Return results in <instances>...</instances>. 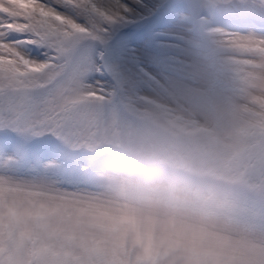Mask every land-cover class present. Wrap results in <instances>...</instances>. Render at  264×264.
Here are the masks:
<instances>
[{"label":"clouds","instance_id":"clouds-1","mask_svg":"<svg viewBox=\"0 0 264 264\" xmlns=\"http://www.w3.org/2000/svg\"><path fill=\"white\" fill-rule=\"evenodd\" d=\"M46 2V0H45ZM252 6L264 0H214ZM56 20V16L51 17ZM64 22V21H62ZM185 87L221 86L205 113L183 94L108 112L71 145L88 154L84 186L51 175L18 176L0 160V261L12 264H264V54L191 21ZM76 31H84L77 28ZM257 39L264 43V37ZM18 50L0 68L43 73ZM75 69L66 74L73 80ZM73 95H94L79 84Z\"/></svg>","mask_w":264,"mask_h":264},{"label":"snow or ice","instance_id":"snow-or-ice-1","mask_svg":"<svg viewBox=\"0 0 264 264\" xmlns=\"http://www.w3.org/2000/svg\"><path fill=\"white\" fill-rule=\"evenodd\" d=\"M137 4L138 8L124 0H0V54L16 49L17 57L22 56L34 65H47L43 71L54 74L50 78L43 73L21 76L0 68V127L33 136L52 133L71 145L85 134L86 125L99 127L100 118L108 113L105 106L118 97L123 100L124 111H135L140 104L150 101L151 97L147 96L125 95L122 80H118V86L108 88L103 82L88 79L91 72L105 70L107 57L105 50H100L101 62L98 63L86 51L84 42L97 41L106 46L114 26L129 22L146 9L154 10L144 0H137ZM220 7L214 0H191L183 19L207 26ZM52 16L57 19L52 20ZM77 28L84 31H76ZM209 31L220 34L225 40L242 41L249 54H264V43L257 39L264 36L255 32L224 31L221 27H212ZM14 34L28 35L17 39ZM29 44L45 46L46 58L41 60L29 55L26 50ZM178 47L185 50L188 44ZM177 59V77L165 94H183L201 111L212 113L221 86H209L203 91L188 90L184 82L203 80L204 74H189L184 59ZM73 69L74 79L66 80V74ZM77 84L94 95H73ZM6 162L14 167L17 160ZM0 264H12V261L3 260Z\"/></svg>","mask_w":264,"mask_h":264},{"label":"rangeland","instance_id":"rangeland-1","mask_svg":"<svg viewBox=\"0 0 264 264\" xmlns=\"http://www.w3.org/2000/svg\"><path fill=\"white\" fill-rule=\"evenodd\" d=\"M131 7L138 8L137 0H124ZM144 2L152 8L153 11H164L168 9L169 0H144ZM191 3V0H189ZM171 9V8H170ZM179 13L174 12V15L170 17L161 27L150 28L144 37L141 39H126L121 37L118 39V43L115 42L113 45H102L100 42H94L86 47L91 55H93L97 62L100 63L99 51L105 50L107 61L105 64V70L103 72H91L88 76L90 82L100 81L104 83L105 87L112 88L118 86V80L124 82L125 95H138L154 97L156 95L165 94L171 81L177 77V65L179 63L177 57L184 59V53L178 45H186L189 38L193 37V32L189 29L192 28L190 23L184 21L183 17L186 12L189 11V7L185 11L181 7H178ZM224 13H227L231 17L238 19L241 16L250 15L258 21H264V14H261L252 6H221L219 8ZM152 11V12H153ZM183 11V12H180ZM151 11L144 10V13L131 19L129 23H139L144 21V17ZM215 24V23H214ZM217 25V24H216ZM119 26L116 25L112 28L111 34L114 29ZM226 28L230 31H241V32H255L258 35L264 36V31H259L253 28H234L227 25H218ZM110 34V36H111ZM28 34H17L14 35L17 39H22ZM139 37V36H138ZM110 38V37H109ZM35 45V44H34ZM36 49L26 45V50L29 55L37 59H45L48 49L42 45H35ZM106 112H124L123 100L118 97L112 104L105 106ZM3 128V127H0ZM43 135H54L52 133H45ZM26 139V138H25ZM39 142L33 143V150L28 151L31 156L29 166L17 167L14 165L12 171L18 176H35L43 174L42 165L62 158V152L56 151L54 154L47 151ZM13 147L5 145L0 147V157L12 156L16 159L18 156L12 150ZM14 150H20L13 148ZM23 151V148H21ZM20 150V151H21ZM43 155L45 156L43 158ZM88 157L83 158V163L87 162ZM63 159V158H62ZM45 160V161H44ZM81 164V165H82ZM76 164H74V172L69 175L60 174L52 169L51 175L63 183V186L74 188L84 186L87 183L88 177L80 167L79 172H75Z\"/></svg>","mask_w":264,"mask_h":264},{"label":"trees","instance_id":"trees-1","mask_svg":"<svg viewBox=\"0 0 264 264\" xmlns=\"http://www.w3.org/2000/svg\"><path fill=\"white\" fill-rule=\"evenodd\" d=\"M87 47V45H85Z\"/></svg>","mask_w":264,"mask_h":264}]
</instances>
